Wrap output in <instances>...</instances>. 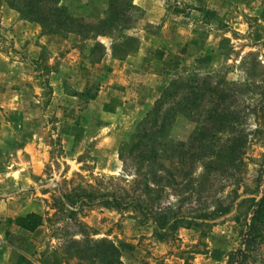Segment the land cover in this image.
I'll return each mask as SVG.
<instances>
[{"label":"rangeland","instance_id":"1","mask_svg":"<svg viewBox=\"0 0 264 264\" xmlns=\"http://www.w3.org/2000/svg\"><path fill=\"white\" fill-rule=\"evenodd\" d=\"M131 4V20L118 34L136 41L117 58L111 52L116 32L94 39L44 33L0 0V264H102L92 256L102 242L118 249L121 264H227L238 246L245 198L255 192L264 157V0ZM59 5L91 23L108 12L107 0ZM96 42L102 47L92 56ZM191 71L223 78L234 87L231 101L245 108L242 194L229 213L203 225L182 223L160 237L138 211L99 199L137 195L146 183L152 186L148 167L132 158L128 143L170 80ZM193 126L178 119L166 140L185 142ZM163 165L167 178L169 162ZM202 172L198 163L192 177ZM173 175L160 192L161 208L194 214L205 206L211 212L217 197L222 207L233 201L231 177L209 178L210 194L182 202L188 192L182 176ZM64 196L75 203L62 204ZM28 213L40 218L30 229L18 224ZM246 264H264V223Z\"/></svg>","mask_w":264,"mask_h":264},{"label":"trees","instance_id":"2","mask_svg":"<svg viewBox=\"0 0 264 264\" xmlns=\"http://www.w3.org/2000/svg\"><path fill=\"white\" fill-rule=\"evenodd\" d=\"M5 1L21 17L39 23L44 33H70L94 39L116 32L111 52L117 58L128 55L132 43L136 41V37L132 35L118 34L124 31L125 23L131 20L129 10L132 7L131 0H107L106 17L94 23L85 22L69 14L64 6L59 5V0ZM100 46L102 47L97 42L93 44L92 56L96 49L97 51L101 49ZM98 59H100V55L95 58V60ZM215 75L210 72L191 71L170 80L145 117L137 123L133 139L128 143L127 152L132 154V158L137 163L148 167L152 186L149 185L150 183H146L141 193L132 196L115 193L104 194L99 199L101 204L119 208L131 207L141 213L145 220L153 223L160 237L165 236L168 230H172L182 223L187 226L207 224L210 220L225 215L236 208L237 202H239L238 198L242 194V180L239 173L248 136L241 127L245 108L239 107L231 101L233 100L231 90H234V87L223 78L215 81ZM87 94L86 92L85 95ZM258 107L257 110L261 112L262 104ZM178 119L193 123L192 133L185 142H169L166 140L168 129ZM165 160L169 162V168L166 170L169 172H167V178L161 175L162 169H166L163 165ZM198 163H200L203 172L201 176L194 179L192 172ZM171 169L174 170V173ZM175 173L182 176V189L188 192L187 197H182V202L191 199L195 193L197 195L200 193L210 194L213 182H209V178L217 179L219 176L234 179L236 187L232 190L233 201L222 207L223 200L217 197L211 212H207L205 206L194 214H184L179 210H172L170 207L161 208L157 206L161 197L160 192H163L164 188L171 184L170 181H173L172 177ZM180 193L184 192L180 191ZM63 199L60 200L62 204L75 203L65 196ZM245 200L249 203L241 219L239 244L229 252L227 264H246L252 251L262 239L264 157L258 169L255 192ZM81 202L90 203L93 201L88 202L86 199H82ZM237 216L236 214L235 217L238 219ZM39 219L35 213H28L18 217V224L30 229L40 223ZM102 243L100 246L98 244V249L92 256L98 258L102 264H121L118 249L112 243ZM43 264L50 263L46 260L43 261ZM51 264L56 263L52 261Z\"/></svg>","mask_w":264,"mask_h":264}]
</instances>
